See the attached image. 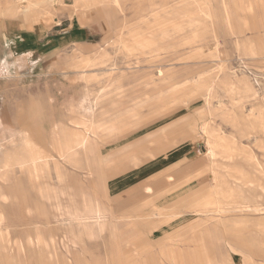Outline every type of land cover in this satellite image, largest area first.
<instances>
[{
    "label": "rangeland",
    "instance_id": "1",
    "mask_svg": "<svg viewBox=\"0 0 264 264\" xmlns=\"http://www.w3.org/2000/svg\"><path fill=\"white\" fill-rule=\"evenodd\" d=\"M27 1L0 23L57 44L0 71V264H264V0Z\"/></svg>",
    "mask_w": 264,
    "mask_h": 264
},
{
    "label": "crops",
    "instance_id": "2",
    "mask_svg": "<svg viewBox=\"0 0 264 264\" xmlns=\"http://www.w3.org/2000/svg\"><path fill=\"white\" fill-rule=\"evenodd\" d=\"M91 4H93L92 1L86 0V7ZM25 17L26 18H23L24 22L20 20V18L15 17L7 18L0 23V71L14 70V74L18 73L22 61L26 60L25 63L28 62L29 65L32 63V66H34L40 59L45 60L46 57L51 55L52 49L56 48L54 47V45L57 44L56 41H52L48 38L46 35L47 33H43L44 30L40 29L41 26L36 24L31 16ZM82 23V19L81 24L76 22L73 24L67 23V27L63 30L64 35L59 37V43L63 42V44H68V42H83L85 36H87L92 27L85 28ZM91 24L93 25L92 22ZM78 48L76 49L79 50ZM36 52H40V59L31 60L30 57L36 55ZM50 127L51 124L48 128H41L40 132L47 133Z\"/></svg>",
    "mask_w": 264,
    "mask_h": 264
},
{
    "label": "bare ground",
    "instance_id": "3",
    "mask_svg": "<svg viewBox=\"0 0 264 264\" xmlns=\"http://www.w3.org/2000/svg\"><path fill=\"white\" fill-rule=\"evenodd\" d=\"M56 0H51L52 2H55ZM44 2V1H43ZM60 2V1H59ZM20 8L23 9L24 11L26 9H29L31 7V5L28 3L27 0H20ZM254 4V3H253ZM50 5V4H49ZM74 7L75 8H80V7H86V0H74ZM239 7V6H238ZM252 7V6H251ZM210 8V7H209ZM249 8V7H248ZM239 10V9H238ZM152 13V12H151ZM239 15V14H238ZM210 16V15H209ZM213 16V15H212ZM162 18V17H161ZM222 18V16H221ZM166 19V18H164ZM182 20V19H181ZM214 20V19H213ZM221 20V19H220ZM218 21V20H217ZM223 21V20H222ZM227 23V22H226ZM214 24V23H213ZM170 42V41H169ZM168 43V42H167ZM167 45V44H166ZM165 45V46H166ZM261 50V49H260ZM75 53L78 54V52H80L79 50L75 49L74 51ZM143 54V53H142ZM80 55V54H79ZM82 55V54H81ZM136 55V54H135ZM98 67V66H97ZM234 79H236L237 81H234ZM243 84V83H242ZM241 85V80L238 79V75H234L233 77H227L224 86H232L229 88L230 91L235 90L236 88L240 87ZM115 86V85H114ZM111 87V86H110ZM117 87V86H116ZM213 88V87H212ZM115 90V89H114ZM104 92V91H103ZM209 92V91H208ZM122 93V92H121ZM205 95V94H204ZM107 96V95H106ZM88 95H86V97L84 99H81L79 102L80 103H86L87 102ZM210 100V99H209ZM93 103L90 101L87 102L86 105V112L87 110L93 111L94 107L96 105V102L94 103V105H92ZM82 105V104H81ZM101 105V103H100ZM98 106V105H97ZM104 106V105H103ZM79 107V106H78ZM104 110V109H103ZM95 113V112H94ZM87 114V113H86ZM105 114V112H104ZM232 113H229V116H231ZM93 116V115H92ZM89 119V117H88ZM238 121V120H237ZM230 122V120H229ZM236 123V122H235ZM234 123V124H235ZM92 124V122H91ZM233 126V125H232ZM204 135H206V141H207V153L210 157L216 159V158H221L223 159V157L228 158L227 161H230V158L233 157L234 153H235V146L232 144H227L225 142V140L223 139V137L217 133L214 132L212 127H208L205 126L203 129ZM90 132V131H89ZM96 132V131H95ZM91 133V132H90ZM92 135V134H91ZM90 135V136H91ZM89 137V136H88ZM94 137V136H93ZM87 138V137H86ZM90 139V138H89ZM96 139V138H95ZM229 166H224V168H226L227 171H232L234 173V177L236 179L239 180H243L244 181V171H240L238 168L235 167H229ZM225 172L228 173L230 175V172ZM237 172V173H236ZM217 173V172H215ZM224 173L220 174H215L216 180H218L217 184H216V188H217V194L220 195V198H231L234 197L235 194H237L236 191H234V189H230L228 186V182L226 180V175ZM220 175V176H219ZM233 176V175H232ZM235 203V202H234ZM236 204V203H235ZM260 205V204H258ZM233 208V207H232ZM239 208V207H238ZM260 208V207H259ZM258 209V207H257ZM234 210V209H233ZM249 210V209H248ZM247 210V211H248ZM256 210V209H255ZM229 211V210H228ZM254 212V211H253Z\"/></svg>",
    "mask_w": 264,
    "mask_h": 264
}]
</instances>
